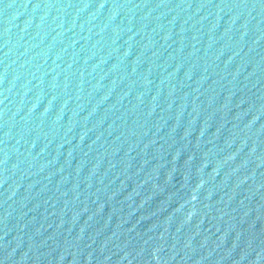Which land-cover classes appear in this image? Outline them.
<instances>
[{"label": "water", "instance_id": "obj_1", "mask_svg": "<svg viewBox=\"0 0 264 264\" xmlns=\"http://www.w3.org/2000/svg\"><path fill=\"white\" fill-rule=\"evenodd\" d=\"M0 264H264V0H0Z\"/></svg>", "mask_w": 264, "mask_h": 264}]
</instances>
